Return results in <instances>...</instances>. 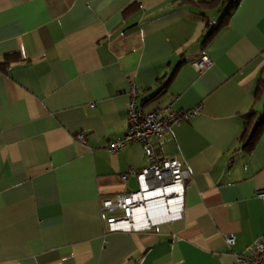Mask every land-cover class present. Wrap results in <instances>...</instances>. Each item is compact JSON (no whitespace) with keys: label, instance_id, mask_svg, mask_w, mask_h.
I'll use <instances>...</instances> for the list:
<instances>
[{"label":"crops","instance_id":"0c3cea01","mask_svg":"<svg viewBox=\"0 0 264 264\" xmlns=\"http://www.w3.org/2000/svg\"><path fill=\"white\" fill-rule=\"evenodd\" d=\"M216 9L226 7L0 0V63L19 55L0 67V264H237L264 241V96L253 98L264 76V0H240L228 23L211 18ZM204 55L213 63L197 70ZM130 81L144 110L202 111L154 141L192 174L183 217L110 232L102 200L137 189L121 175L149 164L141 143L107 147L127 131Z\"/></svg>","mask_w":264,"mask_h":264},{"label":"built area","instance_id":"2783aa9c","mask_svg":"<svg viewBox=\"0 0 264 264\" xmlns=\"http://www.w3.org/2000/svg\"><path fill=\"white\" fill-rule=\"evenodd\" d=\"M209 56H202L192 62L197 70H203L212 65ZM142 87L135 81L128 85L129 100L127 103L126 133L119 139L110 141L108 150L111 153L124 148L131 143H141L146 151L149 164L140 169H130L121 175L123 180L134 176L138 188L117 193L101 202L102 212L106 217V227L110 232H137L181 219L184 215L186 185L192 174L188 167L177 157H160L154 144L160 141L172 125L191 120L202 111V105L189 111L176 110L172 103L154 110H144L138 97ZM94 106V103L91 104ZM80 142L85 141V133L76 135ZM264 200V188L257 191ZM234 233L226 235L228 245L235 243ZM237 264H264V241L255 240L246 248L243 254H236Z\"/></svg>","mask_w":264,"mask_h":264},{"label":"trees","instance_id":"16d2710c","mask_svg":"<svg viewBox=\"0 0 264 264\" xmlns=\"http://www.w3.org/2000/svg\"><path fill=\"white\" fill-rule=\"evenodd\" d=\"M189 2H192L195 6L198 7H207V8H212V7H226V5H228L229 7H227L222 19H221V23H228L229 18H231V16L233 15V11L234 8L236 7V5L238 4V2L240 0H188ZM232 5V7H231ZM129 7L126 9L129 12H132L134 10H136L138 8V4L136 3V1H134L133 3H131L130 5H128ZM212 34H214V32H212ZM15 58H19V55H17V53H10L9 55H7L6 60L4 62L0 63V67L4 70L7 69V66L11 64V62H13V60H15ZM171 79V78H170ZM161 93V91L159 93H157L155 96L159 95ZM264 96V76H261L256 84V88L253 92V98H254V102H257L259 99H261ZM257 115V111L253 110L250 114H248L247 116H245L244 121H243V129H242V133L240 136V140L243 142L246 140V138L248 137V135H250V131L253 127V123H254V118ZM189 121V120H187ZM186 166V165H185ZM187 167V166H186Z\"/></svg>","mask_w":264,"mask_h":264},{"label":"rangeland","instance_id":"374dc122","mask_svg":"<svg viewBox=\"0 0 264 264\" xmlns=\"http://www.w3.org/2000/svg\"><path fill=\"white\" fill-rule=\"evenodd\" d=\"M228 6H226L227 9ZM226 9H216L214 12L211 14V18H213L216 21H219L221 17L223 16L224 12Z\"/></svg>","mask_w":264,"mask_h":264}]
</instances>
